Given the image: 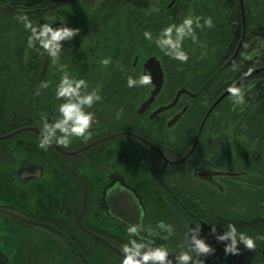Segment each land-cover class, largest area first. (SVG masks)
Segmentation results:
<instances>
[{
    "label": "flooded vegetation",
    "instance_id": "flooded-vegetation-1",
    "mask_svg": "<svg viewBox=\"0 0 264 264\" xmlns=\"http://www.w3.org/2000/svg\"><path fill=\"white\" fill-rule=\"evenodd\" d=\"M114 1L0 0V264H120L129 223L112 211L128 204L138 207L139 218L132 223L145 229L136 238L167 245L173 260L188 250L186 233L200 224L201 235L216 249L202 257L206 264H247L242 260L247 249L225 256L211 225L222 234L220 226L238 227L264 214V200L257 198L264 196V143L256 145L257 152L227 151L224 138L211 141L205 126L230 96L207 117L228 86L255 71L241 70V60L253 57L221 58L225 61L214 64L215 71L209 62L216 58L202 57L201 70L190 68L187 84L171 89L161 59L151 54L159 49L143 35L152 30L150 19L161 13L160 4L144 10L146 17L136 24L137 18ZM177 4L171 0L166 7L171 18ZM24 15L33 25L53 23L55 17L54 26L65 20L79 31L63 42L54 63L38 45L28 47ZM117 19L125 23L113 24ZM135 27L137 39L131 40ZM154 27L156 36L159 24ZM152 57L161 63L164 83L141 112L155 86L128 88L126 79L144 74ZM64 71L86 81L82 91L100 96L85 109L93 113L91 135L73 138L68 146L53 142L40 148L42 127L55 119L63 102L55 88ZM259 76L264 71L242 82V92L255 95L249 86ZM182 89L188 93L171 106ZM32 111L48 114L42 121L18 119L19 112ZM161 220L174 227L167 239L156 228Z\"/></svg>",
    "mask_w": 264,
    "mask_h": 264
},
{
    "label": "trees",
    "instance_id": "trees-1",
    "mask_svg": "<svg viewBox=\"0 0 264 264\" xmlns=\"http://www.w3.org/2000/svg\"><path fill=\"white\" fill-rule=\"evenodd\" d=\"M170 1H114L115 7L123 11L128 10L131 16L137 18L136 24H141V18L146 17L144 10L154 9L155 2H158L161 13L157 16L158 19L152 16L150 19L152 25L150 31L153 34L156 23L159 24V30H161L168 25L180 23L189 15L201 17V23H203L204 18H212V27L195 29L196 41L190 38L184 41L183 47L189 55L187 62L174 60L165 56L160 50H152L151 54L156 55L163 63L167 74V87L175 90L186 85V73L190 71L189 69L199 65V70H201L202 65L205 64L206 61H202L200 58L215 57L217 63L210 61L209 64L213 68H215L214 64L219 67L225 61L221 58L234 56L239 46L238 57L241 59L242 57H253L252 61L245 62L241 60L242 71L247 72L264 68V0H243L244 7L243 4L241 5V0H178L172 18L165 11ZM124 23L123 20L118 19L113 22V24ZM137 32L135 27L131 33V40L137 39ZM133 46V44L130 45L131 50ZM144 55L147 56V53ZM249 87L256 88L255 95L243 93L245 102L241 105H234L231 96H229L216 108L205 126L206 129H209V137L224 138L227 151L257 152L256 145L264 143V77H256L255 82ZM47 114L46 112L34 111L29 113L19 112L18 119L26 121L32 118L33 122L42 121ZM198 114L197 119L200 121L201 111ZM58 116L59 113L56 112L55 119ZM196 128L198 130V127ZM203 134L205 135V131ZM211 141L216 142V139L213 138ZM259 194L257 198L264 200L263 194ZM263 215L257 218L255 222L248 221L238 226L240 231L252 236L256 241V247L253 250L247 249L248 254L242 259L243 262L247 261V264H264ZM220 230L223 231L224 227L220 226ZM184 247H186V244ZM244 249L246 248L241 245L240 255L244 254Z\"/></svg>",
    "mask_w": 264,
    "mask_h": 264
},
{
    "label": "clouds",
    "instance_id": "clouds-1",
    "mask_svg": "<svg viewBox=\"0 0 264 264\" xmlns=\"http://www.w3.org/2000/svg\"><path fill=\"white\" fill-rule=\"evenodd\" d=\"M24 27L30 30L28 36V47L39 46L43 49L53 62L60 56L63 49V42L71 41L78 33V29L69 27L67 21L61 20L59 27L54 26L55 17L51 18L53 23H42L33 25L27 15L20 17ZM201 17L186 16L180 23L171 24L163 27L156 36L151 31L143 33L144 38L148 41H154L155 46L165 56L171 57L180 62H187L189 59L188 52L184 49L183 44L186 39L196 41V28L212 27L213 20L211 17L203 19ZM104 64L110 63L109 59L102 61ZM60 69H65L66 65H59ZM151 83L149 74L139 76L129 75L126 79L128 88L138 86H147ZM47 87V83L42 85ZM87 88L84 79H76L67 71H64L59 83L55 88L57 99H62L57 111L58 118L50 123H45L39 134L40 148H46L55 144L68 146L73 138L87 139L91 135V127L94 123L93 113L86 111L95 102L100 100L96 90L82 91ZM227 92L232 98L234 105H241L245 102L244 94L240 86L235 84L229 85ZM156 228L161 233H167L168 237L174 234V227L170 223L161 220L156 224ZM145 231L143 225L130 223L127 227L129 240L122 247V259L120 264H206L207 258L215 253L216 249L207 242V239L201 235L202 227L200 224L191 227L189 233H186L188 241V250H181L174 258L170 257L167 245H156L154 242L145 243L138 239L141 233ZM151 232L152 230L148 229ZM211 234L214 238L224 244L225 256H235L241 253V245L248 250L256 247L255 239L247 233L240 231L234 223H227L224 226L223 233L217 231L216 225H211Z\"/></svg>",
    "mask_w": 264,
    "mask_h": 264
},
{
    "label": "water",
    "instance_id": "water-1",
    "mask_svg": "<svg viewBox=\"0 0 264 264\" xmlns=\"http://www.w3.org/2000/svg\"><path fill=\"white\" fill-rule=\"evenodd\" d=\"M239 50H237L236 54L234 55L237 56ZM264 71V68L258 69L253 71L252 73H250L249 75H247L245 78H243L241 81L237 82L235 85L240 86V84L242 82H244L246 79H248L249 77H251L252 75L262 72ZM144 74H149L151 76V83L155 86V90L152 93L151 98L142 106L141 112L146 111L151 103L153 102L155 96L161 91L163 83H164V73H163V69L161 66L160 61L156 58V57H152L150 58L144 65ZM184 93H188L185 89H182L181 91H179V93L177 94L176 99L174 100V102L171 104V106H174L179 97L184 94ZM229 93L226 92L223 96H221L216 102L215 104L212 106V108L210 109L209 113L207 114V117L210 115V113L212 112V110L215 108V106L222 101ZM169 106V107H171ZM126 200H128V198L126 197ZM138 207L134 206L132 207L131 205H127L125 207H113V213L114 215L119 218L120 220L124 221L125 223H132L134 220H138ZM112 247V246H111Z\"/></svg>",
    "mask_w": 264,
    "mask_h": 264
},
{
    "label": "rangeland",
    "instance_id": "rangeland-1",
    "mask_svg": "<svg viewBox=\"0 0 264 264\" xmlns=\"http://www.w3.org/2000/svg\"><path fill=\"white\" fill-rule=\"evenodd\" d=\"M241 2H242V6L244 7V1L243 0H241ZM243 10H244V8H243ZM180 242H182V243H185L186 244V241H185V239H183L182 241L180 240ZM185 244H183V245H181L182 247H184V245Z\"/></svg>",
    "mask_w": 264,
    "mask_h": 264
}]
</instances>
